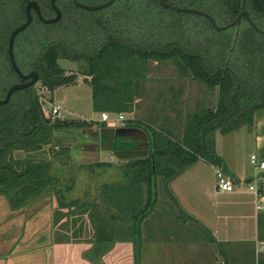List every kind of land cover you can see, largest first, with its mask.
Masks as SVG:
<instances>
[{
	"label": "trees",
	"instance_id": "1",
	"mask_svg": "<svg viewBox=\"0 0 264 264\" xmlns=\"http://www.w3.org/2000/svg\"><path fill=\"white\" fill-rule=\"evenodd\" d=\"M26 1L0 0V98L19 80L8 61L6 45L10 30L25 18ZM33 1L42 16H53L49 0ZM164 1L203 10L217 25L229 23L244 10L257 29H264V0ZM55 5L61 12L57 21L42 23L31 10L30 23L12 43L16 66L22 73L35 71L38 85L47 91L72 84L76 78L74 73L66 74L57 59L86 64L79 72L88 77L91 109L99 114L131 111L140 77L138 65L147 59H170L192 79L217 89L214 107L187 114L180 139L137 119L121 121L124 127L139 128L145 134L146 153L126 159L121 180L100 184L96 195L102 209L114 212L109 216L110 238L131 240L133 264H138L139 224L155 203L156 177L167 181L199 158L224 168L213 149V132L249 127L253 114L264 109V33L254 30L243 16L236 25L216 30L203 16L163 7L158 0H113L99 10L80 9L72 0H55ZM92 125L101 128L105 122L53 120L45 115L34 84L15 90L0 104V195L8 206L18 208L48 187L55 200V223L78 214L85 215L96 232L102 228L107 221L101 220L104 217L99 216L94 197L86 192L81 198L69 197L75 170L81 165L68 168L63 179L52 167L57 157L69 162L73 151L59 141L57 133ZM107 165L95 162L92 166ZM257 237L264 238L260 225Z\"/></svg>",
	"mask_w": 264,
	"mask_h": 264
},
{
	"label": "crops",
	"instance_id": "2",
	"mask_svg": "<svg viewBox=\"0 0 264 264\" xmlns=\"http://www.w3.org/2000/svg\"><path fill=\"white\" fill-rule=\"evenodd\" d=\"M186 116L181 121L182 128ZM245 128L252 135L249 145H252L254 152L249 156L253 154L264 162V109L256 111L252 124ZM166 133L170 135L169 131ZM181 134L182 129L175 139H180ZM98 142L101 145L103 143L104 147L98 152L97 162L108 164L99 166L100 169L112 168L111 159L114 157L123 160L118 168L113 169V179L101 184L121 180L122 166L126 159L144 155L147 149L145 134L139 128L124 127L122 124L111 126L105 123L104 127L98 128ZM103 152H109L110 160L101 159ZM215 154L220 157L224 168L199 158L167 181L159 175L156 177L155 191L160 186L169 189L176 185V181H181L187 171H192L199 185L202 181L201 164L211 176L212 187L209 196L204 198L206 212L200 214L190 202L184 205L179 203L176 193L172 191L180 207L179 213L177 209L174 210L170 195L157 198L156 191L151 211L139 224L138 264H223L228 259L220 249L221 244L234 240L241 243L240 246L250 243L252 252V263L241 261L237 264H264V238L257 237L259 225L264 231V169L247 175L244 170L231 166L222 155L217 152ZM216 168L229 177L233 184L232 191L215 190L213 173ZM246 184H252L256 194L247 190ZM73 190L74 186L69 197L81 198ZM189 194V200L194 198L196 203L197 195ZM94 202L98 203L100 210H104L97 195ZM54 210L55 200L48 187L15 209L10 208L4 196L0 195V264H133V242L129 239L110 238L112 234L109 225L112 218L109 216L114 214L111 209H105L108 218L101 219L106 220L108 226L106 222L97 232L92 228L89 236L77 239L66 234L69 233L67 230H55ZM100 212L99 216H103ZM115 219L118 221V218ZM200 228L205 229L209 236L200 237ZM213 234L218 235L217 238H213Z\"/></svg>",
	"mask_w": 264,
	"mask_h": 264
},
{
	"label": "rangeland",
	"instance_id": "3",
	"mask_svg": "<svg viewBox=\"0 0 264 264\" xmlns=\"http://www.w3.org/2000/svg\"><path fill=\"white\" fill-rule=\"evenodd\" d=\"M190 16L184 15L183 18H191ZM57 63L64 69L66 74L74 73L76 78L72 84L57 86L51 92L40 87L37 81L34 83L44 114L50 115L51 107L58 105V117L61 119L99 120L100 114L93 112L91 109L90 89L86 82L88 77L79 72V68H85L86 64L83 61L65 59H57ZM138 67L140 72L137 83L138 88L135 91L131 111L121 113L124 119H137L164 132L169 131L171 137L175 139L181 133V121L184 115L186 116L198 108L214 107L216 104V87L210 88L192 79L187 70L182 69L170 59H147L143 63L140 62ZM114 115L110 114V117H114ZM115 124L120 125L121 122L118 121ZM57 136L61 143L68 144L73 151L68 157L69 162L61 157H57L52 161L54 174L63 179L62 176H65L68 168L75 170L78 164L81 165L80 168L75 170L73 192L76 191L77 196L80 197L86 192L88 197L96 198L101 182L113 179L115 176L113 169L118 168L123 160L112 158V168L100 169V167L92 166L99 160L98 152L104 147L103 143L101 145L98 142V128L95 125L79 130L60 131ZM212 139L215 152L222 155L231 166L244 170L247 175L260 170L257 167V161L255 163L249 161V154L254 150L252 145H249L252 135L247 132L245 126L223 134L214 131ZM106 145L108 147V144ZM14 155L20 156L21 153L15 152ZM109 158V152H103V155H101L102 160H110ZM199 166L202 172V181L200 180L199 185L196 184L192 171H187L181 181H176V185H172L171 188L157 187V198L170 195L174 210L177 209L180 213V207L172 196L173 191L176 193L179 203L181 202L184 205V203L190 202L196 212H199V214L205 213L206 202L204 198L209 196L212 181L206 167L201 164ZM190 192L192 195L194 193L197 195L196 203L194 198L189 200ZM157 208H159V202ZM100 211L104 219L108 218L105 209ZM55 218L56 213L54 212L53 220ZM54 224L55 230H67L69 233L66 234H69V236L75 234L85 237L89 236L92 231V226L85 215L73 214L65 217L59 223L54 222ZM198 230H201L199 231L200 237L209 236L205 229L200 228ZM217 236L213 234V238H217ZM240 244L236 240L221 244L220 249L224 251L228 264H237L241 261L252 263L250 243H243L241 246ZM238 250H241V252H237Z\"/></svg>",
	"mask_w": 264,
	"mask_h": 264
},
{
	"label": "water",
	"instance_id": "4",
	"mask_svg": "<svg viewBox=\"0 0 264 264\" xmlns=\"http://www.w3.org/2000/svg\"><path fill=\"white\" fill-rule=\"evenodd\" d=\"M158 1L163 7H166V8L175 10V11L188 12V13H194L197 15H201L204 18H206L208 20L209 24L216 30H221V29H224V28L229 27L231 25H236L239 18L241 16H243L247 20V22L251 25V27L253 29H255L257 32L264 33V29H257L256 28L254 23L250 20L247 12L244 10L239 11L236 14V16L234 17V19L231 20L229 23H227L225 25H217L214 22L212 16L203 10L196 9V8H189V7H176V6L170 5L169 3L165 2L164 0H158ZM72 2L76 7L80 8V9L99 10L101 8H105V7L109 6L113 2V0H105L103 2H99V3H95V4H86V3L79 2L78 0H72ZM49 3H50L51 9L53 10V16L44 17L40 13L38 6H37V3L33 0H27L25 5H24V15H25L24 20L20 24L13 27L8 34L7 45H6L7 57H8V61L10 63L12 70L17 75L19 80L15 83H12L11 85H9L7 87L3 97L0 98V104L5 103L9 99L10 95L15 90H19V89L25 88L27 86L33 85L38 79L37 73L35 71L31 70V71H28L27 73H22L19 70V68L16 66V63H15V60L13 57V53H12V43H13L14 36L18 32L22 31L25 27H27V25L30 23L31 18H32L31 12H30L31 10L33 11L36 18L42 23H52V22L57 21L60 18L61 12H60L59 8L55 5V0H49ZM52 119L53 120H60V117L54 116V117H52ZM144 140H145V138H144Z\"/></svg>",
	"mask_w": 264,
	"mask_h": 264
},
{
	"label": "built area",
	"instance_id": "5",
	"mask_svg": "<svg viewBox=\"0 0 264 264\" xmlns=\"http://www.w3.org/2000/svg\"><path fill=\"white\" fill-rule=\"evenodd\" d=\"M58 105H53L50 109V116H58ZM124 118L121 113L115 114L114 117H110L109 113L102 112L100 113L99 120L104 121L107 125H114L118 121H122ZM249 161L251 163H255L257 161V167L261 170L264 169V162L259 161L255 155L249 156ZM214 187L215 190L218 192H230L232 191L233 184L229 177L225 175L219 168L214 169ZM247 190L252 192L253 194H256V189L252 184H246Z\"/></svg>",
	"mask_w": 264,
	"mask_h": 264
},
{
	"label": "flooded vegetation",
	"instance_id": "6",
	"mask_svg": "<svg viewBox=\"0 0 264 264\" xmlns=\"http://www.w3.org/2000/svg\"><path fill=\"white\" fill-rule=\"evenodd\" d=\"M255 30V29H254Z\"/></svg>",
	"mask_w": 264,
	"mask_h": 264
}]
</instances>
